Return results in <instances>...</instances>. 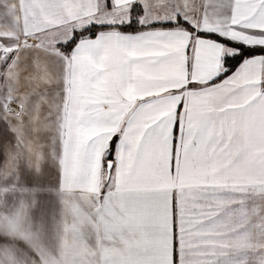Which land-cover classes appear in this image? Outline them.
Listing matches in <instances>:
<instances>
[{"label": "snow or ice", "instance_id": "snow-or-ice-1", "mask_svg": "<svg viewBox=\"0 0 264 264\" xmlns=\"http://www.w3.org/2000/svg\"><path fill=\"white\" fill-rule=\"evenodd\" d=\"M0 264H264V0H0Z\"/></svg>", "mask_w": 264, "mask_h": 264}]
</instances>
